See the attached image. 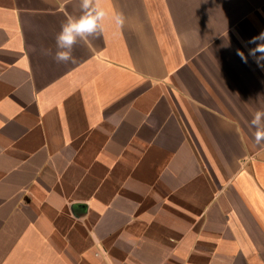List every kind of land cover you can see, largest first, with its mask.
<instances>
[{"label": "crops", "instance_id": "obj_1", "mask_svg": "<svg viewBox=\"0 0 264 264\" xmlns=\"http://www.w3.org/2000/svg\"><path fill=\"white\" fill-rule=\"evenodd\" d=\"M262 33L264 0H0V264H264Z\"/></svg>", "mask_w": 264, "mask_h": 264}, {"label": "clouds", "instance_id": "obj_2", "mask_svg": "<svg viewBox=\"0 0 264 264\" xmlns=\"http://www.w3.org/2000/svg\"><path fill=\"white\" fill-rule=\"evenodd\" d=\"M91 0H84V7H87ZM105 13L102 10H97L96 15L92 16L90 13L83 17L79 22L70 24L69 26L64 27L62 34L58 37V41L62 42L63 44L70 45L73 42V33H84V32H92L97 26V20L103 18ZM117 22L122 23V17H117ZM254 40L257 38H253ZM264 40V33L258 38ZM255 52H259L261 55L259 59H264V44L258 45ZM255 52L253 54H255ZM69 58L68 53H59L58 60L59 61H67ZM264 116V112L257 111L252 123L257 124L259 123L261 117ZM256 143L260 144L264 141V131H257L256 136Z\"/></svg>", "mask_w": 264, "mask_h": 264}]
</instances>
